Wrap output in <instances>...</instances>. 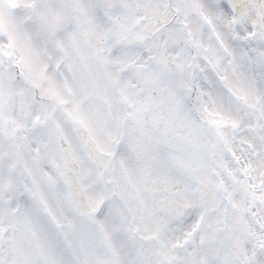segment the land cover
<instances>
[{
	"label": "snow or ice",
	"instance_id": "6c2138e0",
	"mask_svg": "<svg viewBox=\"0 0 264 264\" xmlns=\"http://www.w3.org/2000/svg\"><path fill=\"white\" fill-rule=\"evenodd\" d=\"M0 264H264V0H0Z\"/></svg>",
	"mask_w": 264,
	"mask_h": 264
}]
</instances>
